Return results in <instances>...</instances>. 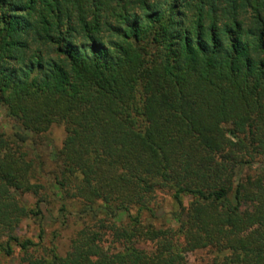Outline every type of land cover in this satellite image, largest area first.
<instances>
[{"label": "trees", "instance_id": "obj_1", "mask_svg": "<svg viewBox=\"0 0 264 264\" xmlns=\"http://www.w3.org/2000/svg\"><path fill=\"white\" fill-rule=\"evenodd\" d=\"M0 104V254L264 264V0H0ZM54 197L81 221L64 254L17 232Z\"/></svg>", "mask_w": 264, "mask_h": 264}, {"label": "rangeland", "instance_id": "obj_2", "mask_svg": "<svg viewBox=\"0 0 264 264\" xmlns=\"http://www.w3.org/2000/svg\"><path fill=\"white\" fill-rule=\"evenodd\" d=\"M14 125V120L7 116L4 107L0 104V131L10 134ZM64 137L65 131L62 125H54L44 134L42 144L38 146V151L45 165L39 181L43 183L52 181L53 153L61 145ZM25 200L28 204H33L35 201L31 196L25 197ZM184 202L187 203V200ZM47 207L44 204L41 205L43 210L41 224L38 218H27L22 221L17 232L22 237L29 236L35 242H38L36 247L38 251L55 246L58 253L64 254L68 250L71 238L80 226L81 221L72 215H68L67 221L63 222V217L58 211L59 200L56 197L52 198L50 206L48 205ZM170 208L168 198H166V200H162V206L157 213L160 215ZM41 228H43V236L40 239ZM20 255L21 253L18 249L11 256L0 254V263L21 264ZM187 257L191 264H207L210 259V253L206 250H196L189 252Z\"/></svg>", "mask_w": 264, "mask_h": 264}]
</instances>
